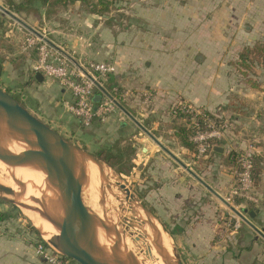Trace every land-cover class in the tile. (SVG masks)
<instances>
[{
  "label": "crops",
  "instance_id": "1",
  "mask_svg": "<svg viewBox=\"0 0 264 264\" xmlns=\"http://www.w3.org/2000/svg\"><path fill=\"white\" fill-rule=\"evenodd\" d=\"M161 7L164 15L159 19L145 21L126 34L109 27L94 28L91 24L95 20L89 19L85 22L90 28L89 38L76 39L72 57L80 64H111L114 72L108 81L100 80V85L160 143L228 199L237 180L230 150L232 132L215 145L220 151L213 150L207 159L197 160L195 147L190 151L182 142L189 124L177 108L189 105L233 121L229 113L244 110L236 105L241 102L236 70L224 61L225 51L214 50L219 39L189 34L186 8ZM23 63L16 68L9 64L0 71V80L8 72L10 85L24 92L23 99L37 108L45 123L70 132L81 142L87 143L86 137L97 146L105 142L104 149L134 147L130 174L119 176L137 190L141 202L163 225L184 260L195 264H264V240L237 221L122 111L116 108L107 121H95L84 128L68 113L67 107L74 103L71 92L43 74V81H37V58L27 55ZM96 93H100L98 89ZM235 147L241 145L236 143ZM258 177L255 191L259 202L246 204L259 210L251 221L264 231V167ZM244 204L240 211L254 212ZM0 212L7 217L0 220V264H49L36 253L40 240L37 230L11 212Z\"/></svg>",
  "mask_w": 264,
  "mask_h": 264
},
{
  "label": "rangeland",
  "instance_id": "2",
  "mask_svg": "<svg viewBox=\"0 0 264 264\" xmlns=\"http://www.w3.org/2000/svg\"><path fill=\"white\" fill-rule=\"evenodd\" d=\"M6 1L7 0H0V4L6 7ZM14 1L21 3L24 0ZM106 1L113 2V6L110 7V11L103 17L91 15L89 11L86 8H83L79 3L74 5L61 4L60 6H55V8L51 10H46L40 7L37 13L32 12L27 15L17 16L36 31L54 42L58 47L62 48L65 52L71 56H74L71 51L73 50L76 39L82 38L83 41V39L85 40V38H89L88 31L90 28L85 23L89 19L95 20L93 24L89 23L93 25L94 28H97L98 26L109 27L115 32L126 34L128 30L133 31L134 28L145 25V21L159 19L160 15H164V8L161 6L181 5L183 8H186L188 13L187 17L189 19V34L198 36L203 35L206 38L211 36L215 40L219 39L214 45V50H218L219 52L225 51L226 55L224 56V61L228 64L230 63L228 66H230L231 69L236 70L238 86L241 92L237 96L241 99V102L237 101L236 105L243 106L244 110L230 112L229 115L234 117L233 121L228 120L225 117H222L221 119L222 121H228L231 125L230 132H232L233 138L232 143L230 144V150L232 151L231 156L234 159L233 168L237 171V163L235 161L236 155L242 153L245 148L251 146L256 150L255 169L260 175V171L264 167V91L261 88L251 90V87L246 82L247 80L243 78V76L233 64L235 61H237L236 59L243 48L248 46L253 47L260 42L264 43V0ZM6 8L9 9L8 7ZM132 27L134 28L131 29ZM32 39L38 41V43H41L42 45H46L28 30L0 12L1 72L5 67H9V64L12 68L24 66L25 64L23 61L27 55H31L38 59L37 51L34 48L28 47L27 41ZM207 45L208 44H206V46ZM210 46L213 47V44L211 43ZM48 48L53 53H57L49 46ZM87 63L83 65H86ZM256 73L257 76H251L252 80L264 87V76H262V73L259 74L258 70H256ZM9 78L10 75H8V72H5V76H3V78L0 80V88L16 98L26 109L43 121L44 118L40 113H38L37 108L34 105H31L29 101L23 99L22 95L24 92L15 91L16 87L14 85H10ZM52 128L58 131L69 141L73 142L74 144H78L77 146L92 154H95L107 146L105 142L102 144L98 143L97 146L93 140L90 139V137H86L87 139L85 138L88 140L87 143L83 141L81 142L76 140L70 134V132H64L56 126ZM236 143L240 144L241 147L236 149ZM119 177L123 183L128 186L136 198L141 201L137 190L133 189V187H131V185L127 183V181L122 176ZM257 182L259 183L258 175H256L254 179L255 189L258 185ZM107 185L108 184L106 182H103L96 186V189L92 188L85 195L86 206L93 209L96 214L102 216L103 218L108 219L111 215V217L108 219L110 222L114 221V218H116L117 220L112 222L115 225L116 222L121 219L120 231L133 235L131 233V228L126 226V221H124V218L127 220V222L134 220L133 217L130 216L131 212L128 208H126L127 206H125V202H121L122 199H125L124 195L115 188L113 190L114 194L110 193V191H108ZM117 195H119V197ZM110 200L111 202L114 200L112 202L113 204L110 202ZM235 200L243 201V203H245L244 205L247 207V204L250 203L246 199L239 197L230 199V203L238 210H240L241 207L234 204ZM117 202H119L121 205ZM119 207L125 209H121ZM224 208L233 217H235L237 221L242 223L237 216L230 212L226 207ZM0 209L16 215L19 219L25 221L29 227L31 225L33 226L27 215H25V217L22 213L15 210L11 205L0 201ZM113 212H115V214ZM120 214H123L121 215L122 218L120 217ZM113 215L115 216L112 217ZM122 221L124 222V225L122 224ZM142 228L144 229V227ZM172 246L173 250L175 249V254L180 256L183 263L195 264V262H187L184 260V255L181 251L177 250V247L173 241ZM71 264H73V262Z\"/></svg>",
  "mask_w": 264,
  "mask_h": 264
},
{
  "label": "water",
  "instance_id": "3",
  "mask_svg": "<svg viewBox=\"0 0 264 264\" xmlns=\"http://www.w3.org/2000/svg\"><path fill=\"white\" fill-rule=\"evenodd\" d=\"M0 12L77 67L95 84L100 92L94 98L95 104L98 105L103 97L110 99L115 107L122 111L163 152L216 197L242 223L252 229L258 238L264 240V231L258 229L251 221L259 214V210L249 213L238 210L132 117L120 102L114 99L70 54L29 26L2 4H0ZM35 78L39 82L44 79L42 73H37ZM214 151L220 150L216 147ZM0 161L13 170H27L30 167L42 174L43 179L50 186L48 190L43 192L42 199L27 196L25 185L20 182L17 185V190L0 185V201L16 208L24 216L25 212H30L52 224L58 232V238L66 244L64 251L58 253L76 264H141L134 252L121 240V236H125L126 232H121L117 225L99 216L86 206L85 195L91 190V179L88 173L89 164L111 172L116 184L106 182L108 191L114 194V188L117 189L124 195L123 202L130 212L134 214L144 213L150 226H153L154 221L167 234L158 219L136 198L110 166L94 154L66 139L1 88ZM156 250L165 264H184L180 256L175 254V249L171 257L168 251L160 245L156 247Z\"/></svg>",
  "mask_w": 264,
  "mask_h": 264
},
{
  "label": "built area",
  "instance_id": "4",
  "mask_svg": "<svg viewBox=\"0 0 264 264\" xmlns=\"http://www.w3.org/2000/svg\"><path fill=\"white\" fill-rule=\"evenodd\" d=\"M27 42L28 47L34 48L38 53L34 71L58 82L63 88L71 92L74 103L67 107L71 117L77 119L84 128L90 127L95 121L105 122L109 119L116 107L107 97H103L98 105L94 103L97 87L92 81L66 58L58 53H53L47 45H42L33 39ZM80 65L98 83L100 80L108 81L109 76L114 72V67L105 62H89L86 65ZM177 112L185 115V119L190 121L189 127L193 132L190 141L194 144V155L197 160L207 159L213 152L215 145L224 139L231 128L228 121L212 118L202 109L189 105H180ZM255 157L256 150L251 146L236 155L237 183L231 191L229 200L239 197L253 204L259 202L254 184ZM47 246L39 244L36 251L45 262L49 264L72 263L71 260L61 256L50 245L47 244Z\"/></svg>",
  "mask_w": 264,
  "mask_h": 264
},
{
  "label": "bare ground",
  "instance_id": "5",
  "mask_svg": "<svg viewBox=\"0 0 264 264\" xmlns=\"http://www.w3.org/2000/svg\"><path fill=\"white\" fill-rule=\"evenodd\" d=\"M32 169L33 168L29 167L27 170L24 169L13 170L7 165H5L2 161H0V185L17 190L18 183L22 182L25 185L24 187H25L26 195L31 198L40 200L42 199L43 192L48 190L50 186L43 179V176L40 172H37ZM88 173L91 179V186H90L91 189L92 188L96 189V186L100 185L103 182H108L109 184H116V180L114 179L111 172H109L106 169H101L96 165L89 164ZM117 196L119 197V195ZM119 202L117 203L120 204ZM121 202H123V199ZM121 209H125V208H121ZM113 213L115 214V212ZM25 215L28 216L29 221H31L33 226L36 228L37 232L43 237L44 240H46V242L49 245H51V247L54 248V250H56L57 252L64 251V249L66 248V244L58 238V232L52 224L44 221L39 216L33 213L25 212ZM121 215L123 214H120V217ZM114 216L115 215H113L112 217ZM130 216H132L134 220H130L129 222H127V220L124 218V221H126L125 225L131 228L132 230L131 233L133 235L126 233L125 236L124 235L121 236V240L124 242L126 246H128L134 252V254L136 255V257L138 258L141 264H165L162 261V257L158 254L156 247L160 245L164 250L168 251L171 257L173 255V246L170 237L166 235L165 232H163L161 227L156 222L153 221L154 223L153 226H150V224H148V218L144 213L138 212L137 214H134L131 212ZM114 219L117 220L116 218ZM119 221H117L118 224L116 222L118 229H120L121 226V219ZM122 224L124 225L123 221ZM142 226L144 227V229L142 228Z\"/></svg>",
  "mask_w": 264,
  "mask_h": 264
},
{
  "label": "trees",
  "instance_id": "6",
  "mask_svg": "<svg viewBox=\"0 0 264 264\" xmlns=\"http://www.w3.org/2000/svg\"><path fill=\"white\" fill-rule=\"evenodd\" d=\"M77 3H79L83 8H86L91 15L99 17L105 16V14L110 11V7L113 6V2L106 0H24L21 3H17L14 0H7L5 2V6L8 7L9 10L14 14L23 16L32 12L37 13L40 7L46 10H51L54 9L55 6H60L61 4L74 5ZM234 67L239 71L243 78L247 80V84L252 89H260L261 85L255 83L251 76H257L256 70L259 71V74L264 73V43L260 42L253 47H246L240 53L237 62L234 64ZM204 112L207 113L206 111ZM207 114L212 118H216V116H213L210 113ZM181 117L186 118L185 115H181ZM187 122L190 124V121ZM192 135V129L191 127H188L182 137L184 146L190 151H194V144H192L190 141ZM135 153L136 151L134 147L129 145L125 149H121L118 146H114L109 149H101L94 155L110 166L118 175H128L133 168L131 161L135 156ZM256 175H259V173L255 169L254 178ZM234 204L236 206H241L243 201L235 200ZM14 209L17 210L16 208ZM248 210L255 211V209L250 205H248ZM5 219H7L6 214L0 212V220ZM39 237V244H43L45 247H48L47 243L41 238L40 235Z\"/></svg>",
  "mask_w": 264,
  "mask_h": 264
}]
</instances>
